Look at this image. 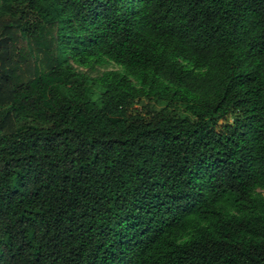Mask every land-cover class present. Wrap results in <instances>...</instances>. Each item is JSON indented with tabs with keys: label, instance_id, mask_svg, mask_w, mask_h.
Listing matches in <instances>:
<instances>
[{
	"label": "trees",
	"instance_id": "16d2710c",
	"mask_svg": "<svg viewBox=\"0 0 264 264\" xmlns=\"http://www.w3.org/2000/svg\"><path fill=\"white\" fill-rule=\"evenodd\" d=\"M0 264H264V0H0Z\"/></svg>",
	"mask_w": 264,
	"mask_h": 264
},
{
	"label": "rangeland",
	"instance_id": "374dc122",
	"mask_svg": "<svg viewBox=\"0 0 264 264\" xmlns=\"http://www.w3.org/2000/svg\"><path fill=\"white\" fill-rule=\"evenodd\" d=\"M84 71V73H87L91 76H98L101 75L102 73L106 72V71H116V70H120L119 67H117L114 64H108L104 67H99L96 68L93 71H89V70H85V69H81ZM139 107H143V108H159V105L154 104L153 101H148V100H143L142 102H140V104L138 105Z\"/></svg>",
	"mask_w": 264,
	"mask_h": 264
}]
</instances>
